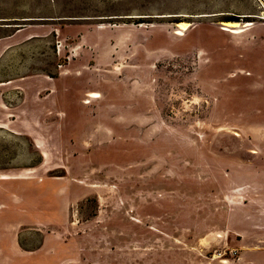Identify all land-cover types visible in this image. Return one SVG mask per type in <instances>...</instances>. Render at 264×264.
<instances>
[{
    "label": "rangeland",
    "instance_id": "1",
    "mask_svg": "<svg viewBox=\"0 0 264 264\" xmlns=\"http://www.w3.org/2000/svg\"><path fill=\"white\" fill-rule=\"evenodd\" d=\"M262 12L0 0V264H263Z\"/></svg>",
    "mask_w": 264,
    "mask_h": 264
},
{
    "label": "bare ground",
    "instance_id": "2",
    "mask_svg": "<svg viewBox=\"0 0 264 264\" xmlns=\"http://www.w3.org/2000/svg\"><path fill=\"white\" fill-rule=\"evenodd\" d=\"M264 14V12H262ZM252 21H242L239 23L238 21H227L221 22V29L230 33H239L242 32L252 26ZM177 27L176 34L184 35V32L189 28L190 23L188 21L181 20L175 24ZM93 97H98L99 94L94 92L92 93ZM88 102V101H85Z\"/></svg>",
    "mask_w": 264,
    "mask_h": 264
},
{
    "label": "crops",
    "instance_id": "3",
    "mask_svg": "<svg viewBox=\"0 0 264 264\" xmlns=\"http://www.w3.org/2000/svg\"><path fill=\"white\" fill-rule=\"evenodd\" d=\"M13 249H16V248H19L18 247V245L16 244V245H13V247H12ZM262 264V263H261ZM264 264V263H263Z\"/></svg>",
    "mask_w": 264,
    "mask_h": 264
}]
</instances>
